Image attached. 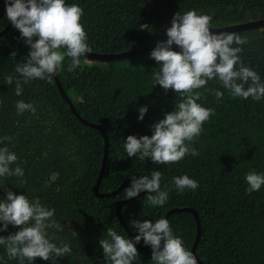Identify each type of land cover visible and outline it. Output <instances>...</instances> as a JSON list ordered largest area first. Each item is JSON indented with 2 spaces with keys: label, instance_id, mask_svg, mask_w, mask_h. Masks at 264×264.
<instances>
[{
  "label": "trees",
  "instance_id": "obj_1",
  "mask_svg": "<svg viewBox=\"0 0 264 264\" xmlns=\"http://www.w3.org/2000/svg\"><path fill=\"white\" fill-rule=\"evenodd\" d=\"M83 9L81 23L93 52L118 53L148 46L167 39L166 29L177 12L197 10L198 15L212 16L211 28L238 24L258 18L264 13V0H65ZM264 16V15H263ZM7 20L4 0H0V31ZM246 41L240 45L241 59L264 81V26L231 32ZM236 46V45H233ZM174 51H179L176 45ZM12 51L17 56L12 59ZM29 48L12 24L0 35V143L17 157L24 171L21 178H0V200L6 191L24 194L31 201H39L54 209L53 219L62 230L47 229L48 236L60 245L67 242L71 254L59 258L57 264H107L100 238L112 228L130 238L116 215V204L125 199L124 189L113 196L97 197L92 188L97 180L104 152L102 133L82 123L53 82L33 80L23 85V94L15 95V83L5 78L15 72L18 63L26 60ZM65 60L57 75L76 111L87 121L103 127L108 136V156L99 190L110 192L131 176L149 175L154 170L163 174L161 187L171 186L172 178L187 175L198 181L195 191L169 192L163 206H149L144 199L147 192L123 204L122 218L134 235L132 220L155 222L172 208L191 207L196 210L201 236L196 256L205 264H264V186L246 193L245 176L249 171L264 173V98L233 97L217 81H209L207 91L201 89L203 107L214 114L203 125V131L192 147L198 156L187 155L176 164L157 165L151 159L130 158L124 150L127 136L137 138L152 135L151 126L165 113L175 110L180 102L177 93L153 85L152 73L156 62L150 52L136 56L97 60L82 58L84 70L67 71ZM247 87V85H245ZM214 90L224 93L220 100ZM33 103L35 115L16 114V102ZM147 106L143 120L138 109ZM17 164L12 165L13 168ZM168 221L174 235L182 238L191 251L197 224L191 212L171 214ZM8 226L0 236L18 231ZM77 233L78 238L72 236ZM142 244L143 240H141ZM136 246V245H135ZM138 264H155L152 250L136 247ZM0 264H19L9 260L0 245ZM27 264V262H25ZM33 264H51L36 258Z\"/></svg>",
  "mask_w": 264,
  "mask_h": 264
},
{
  "label": "clouds",
  "instance_id": "obj_2",
  "mask_svg": "<svg viewBox=\"0 0 264 264\" xmlns=\"http://www.w3.org/2000/svg\"><path fill=\"white\" fill-rule=\"evenodd\" d=\"M5 5L7 20L19 31L29 48L26 60L15 67L20 78L12 75L5 78L6 84L15 83V95L21 96L23 85L33 80L52 83L66 59L70 61L68 72L84 70L82 58L86 62L92 48L81 23L84 13L80 6L68 5L65 0H5ZM211 21L212 16L198 15L197 10L175 13L171 26L166 29V41H157L150 52V58L157 64L152 73L153 85L158 84L165 91L173 90L180 102L175 105V110L165 113L151 126L150 137L127 136L124 150L128 157H138L141 161L149 158L154 164L167 165L179 163L189 154L198 156V150L191 145L214 114V109L197 102L203 98L200 90H208L209 81H217L233 97L255 101L264 98V81L245 66L240 56V45L246 41L235 33L210 31ZM173 44L179 51L172 49ZM10 56L14 59L17 53L12 51ZM214 95L220 100L224 93L214 90ZM15 107L17 115L36 113L30 102L18 100ZM147 111V106H141L137 119L143 120ZM10 140L11 137H2L0 143ZM17 160V155L7 146L0 147V178L16 176L24 183V171ZM14 164H17L15 168L12 167ZM162 178L163 174L158 170L152 171L150 176H133L130 185L124 189L125 199L135 198L146 191L144 199L149 206L163 207L173 189L184 193L199 187L198 181L181 175L172 178L171 186L162 188ZM245 180L246 193L259 191L264 186V173L249 171ZM3 187L5 185L0 184V188ZM54 214V209L42 206L39 201H31L24 194L7 190L6 199L0 200V232L7 231L9 225L19 229L6 237L0 236V245L5 247L8 259L18 260L19 264H33L36 258H40L57 264L59 258L70 255L69 243L57 245L54 238L48 236L49 228L62 230L53 219ZM131 226L138 233L134 239L125 238L112 228L100 238L99 245L107 264H138L140 254L135 245L141 240L151 247V260L155 264H198L182 238L174 235L168 219L160 218L155 222L132 220ZM72 236L78 238L74 231Z\"/></svg>",
  "mask_w": 264,
  "mask_h": 264
},
{
  "label": "water",
  "instance_id": "obj_3",
  "mask_svg": "<svg viewBox=\"0 0 264 264\" xmlns=\"http://www.w3.org/2000/svg\"><path fill=\"white\" fill-rule=\"evenodd\" d=\"M5 3V0H4ZM6 6V5H5ZM11 25V22H9V24L2 30L0 31V35L5 32ZM264 26V16L258 17L256 19H252V20H248L246 22H242V23H238V24H232V25H226V26H219V27H212L210 31L214 32V33H231V32H237V31H241V30H245V29H250V28H256V27H261ZM166 41V39L161 40V42ZM157 43V42H156ZM156 43L150 44L148 46H143V47H137V48H133L130 50H126V51H122V52H118V53H99V52H91L90 54H87V58H92V59H97V60H115V59H123V58H128V57H132V56H136L139 54H144L147 52H151L153 50V48H155ZM175 45V44H173ZM54 80L57 84L58 90L61 93L62 97L65 99V101L67 102V104L69 105L72 113L85 125L95 128L97 130H99L102 135H103V139H104V152H103V159L101 162V168L97 177V180L95 182V185L92 188L93 194L99 198L101 197H108V196H113L115 194L120 193L123 188L129 184L131 182V177L127 178L126 180H124L122 182V184L116 188L113 191L110 192H102L99 190V186H100V182L101 179L103 177V173L105 170V164H106V160H107V156H108V147H109V142H108V136L107 133L105 132V130L103 129L102 126L97 125V124H93L89 121H87L86 119H84L75 109L73 103L71 102V100L68 98L66 92L64 91L58 76H54ZM136 178H139V176H135ZM146 193V191L141 192L137 197L135 198H131V199H121L117 202L116 204V215L119 219V221L121 222L123 228L126 230V232L128 233V235L130 236L131 239H134L135 235L132 233V231L130 230V228L128 227V225L125 223L124 219L122 218L121 212H120V208L123 204L135 200L138 197L143 196ZM180 211H188L191 212L196 220V224H197V233H196V238L194 241V244L191 248V252H193V254L196 256V247L197 244L199 242L200 236H201V225H200V220L198 217V213L196 212L195 209L191 208V207H176V208H172L169 211H167L164 216L162 218H166L168 219V217L175 213V212H180ZM136 247H138L139 249L142 250H151L150 246H146L142 243H138L136 244ZM196 259L198 261V264H205L202 260H200L197 256Z\"/></svg>",
  "mask_w": 264,
  "mask_h": 264
},
{
  "label": "rangeland",
  "instance_id": "obj_4",
  "mask_svg": "<svg viewBox=\"0 0 264 264\" xmlns=\"http://www.w3.org/2000/svg\"><path fill=\"white\" fill-rule=\"evenodd\" d=\"M263 15H264V13H258V14H257L258 17H261V16H263Z\"/></svg>",
  "mask_w": 264,
  "mask_h": 264
}]
</instances>
